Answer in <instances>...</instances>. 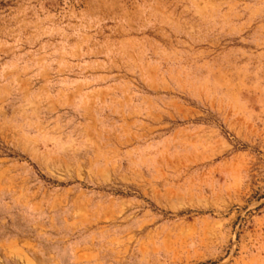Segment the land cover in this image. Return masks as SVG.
<instances>
[{
	"label": "rangeland",
	"instance_id": "obj_1",
	"mask_svg": "<svg viewBox=\"0 0 264 264\" xmlns=\"http://www.w3.org/2000/svg\"><path fill=\"white\" fill-rule=\"evenodd\" d=\"M0 264H264V0H0Z\"/></svg>",
	"mask_w": 264,
	"mask_h": 264
}]
</instances>
